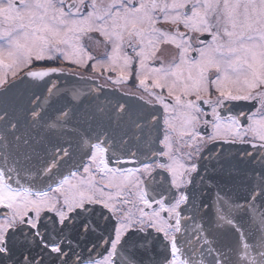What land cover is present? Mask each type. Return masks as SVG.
<instances>
[{
	"label": "snow or ice",
	"instance_id": "1",
	"mask_svg": "<svg viewBox=\"0 0 264 264\" xmlns=\"http://www.w3.org/2000/svg\"><path fill=\"white\" fill-rule=\"evenodd\" d=\"M43 63L53 56L34 53L26 66ZM83 83L97 82L59 68L9 65L0 75V176L17 195L47 201L19 221L0 203V264H102L115 205H131L133 190L138 226L111 264H264V144L214 140L175 175L163 104L73 86ZM97 209L113 223L99 242Z\"/></svg>",
	"mask_w": 264,
	"mask_h": 264
},
{
	"label": "flooded vegetation",
	"instance_id": "2",
	"mask_svg": "<svg viewBox=\"0 0 264 264\" xmlns=\"http://www.w3.org/2000/svg\"><path fill=\"white\" fill-rule=\"evenodd\" d=\"M234 1L235 5L237 3L240 5L236 6L238 17L230 19L229 8H225L223 11V5L229 0H217L215 5L213 0H177L173 2L172 0H35L34 3L31 1V6L24 0H0V13L7 7L13 6L17 11H20L21 8L28 9L23 12L24 14L22 13L24 17L27 13L32 15L40 13L41 6L44 9L52 6L53 9L63 11L68 15L63 24L53 19L49 21L45 19L43 21L45 23L43 25L41 23L42 30L37 35L30 34V41L25 40V37L20 40L23 51L21 50L18 55L16 51L11 54L9 50L5 51L4 49L11 47L13 38L17 36L16 32L22 33L20 20L23 17L21 16L16 26H8L5 30L0 26V52L7 53V56L0 54V75H3L4 68L9 65L14 70L23 66L24 72L59 68L64 72L90 77L105 88H118L120 92L139 96L151 104L162 103L168 131L172 137L170 155L176 157L181 166H184L185 163L195 164L200 153L214 140L228 139L244 144H264V131L262 130L264 127V0ZM148 3L150 5H146ZM227 4L229 3H226L224 7H227ZM145 5L150 8L153 15L151 26L156 33H159L160 36L170 34L180 36L178 42L167 41L165 43L162 41L160 44L164 47L160 48V51L158 48L151 50L152 54H158V56L147 60V63L149 66L156 67L170 60L173 61V66L162 67V69L172 70L173 75L182 76L184 84L188 86H176L178 81L172 84L174 78L170 77V74H167L168 84L166 80L157 79L155 75H151V72L144 70L146 58L139 54L143 41L139 38V31L131 29H141L142 27L138 23H131L132 17L129 14L133 15L138 7L139 10H147L146 7H143ZM127 9H134V11L130 13ZM195 9H198L196 13L201 19L196 26L192 27L186 21ZM210 9L213 10H211L212 13ZM232 10L234 11V8ZM174 13L179 16L172 18ZM210 14L213 18L209 16ZM169 15L170 17H168ZM73 19L77 21H72ZM102 19L103 22H111V19L117 21L120 28H123L122 26L131 28H127L118 38L116 32H114L116 36L109 32L111 26L106 25L107 29H101L98 26ZM79 20H85L88 26L84 28L79 38L80 44L89 53L83 62H76L69 58L67 52L70 47L61 40L67 33V29H72L73 25L80 24ZM46 23L57 24L64 30L58 35L49 33L44 28ZM6 35L8 37H4ZM18 37L20 36L18 35ZM42 37L51 39L55 37L53 40H49L47 45L49 49L47 53L53 56L54 63L33 64L31 69L26 66L27 63L24 65L14 63L15 58L19 55L22 60L24 51L32 50ZM248 37H256L251 48L241 43ZM214 42L217 44L213 45ZM147 45L146 43L145 50L142 51H147ZM221 45H224V48L220 47ZM30 52L27 55V62L33 58L34 53ZM112 54L113 58L115 56L114 60H111ZM120 54L124 55L128 61L126 71L120 69V60L117 56ZM206 54L213 55L216 61L210 63L205 70V89L193 87L192 80L195 77H201L199 73H196L197 70L195 74L181 75L173 71L175 65L182 66L180 65L181 60L186 65L185 63L188 61L194 63ZM250 60H253L255 65H252L253 62ZM242 70L249 73L247 75L238 74ZM249 79L255 80L249 82ZM179 113L183 114L180 120ZM179 162L175 161L174 168L176 170L181 168ZM174 174L179 175L180 173L177 174L174 170ZM125 190L127 191V189ZM0 196V203L9 205L17 221L21 220L29 209L39 211L47 203L45 199L30 198L26 192L17 195L15 189L9 190L3 176H0ZM97 196L105 206L113 207L111 199L100 194ZM137 196L138 192L133 190L127 197L133 201L131 205H125L122 201L115 205L119 209L115 213L116 235L109 248L107 260L101 258L102 264H111V257L116 255L117 251L115 245L123 237L128 227L138 226L133 221L134 217L140 216ZM87 198H89L88 195L83 199ZM76 202L77 199L74 197L68 199L70 205H74ZM104 216L105 213L102 209H97L93 216L101 233L99 237H94L97 242L104 237H110L112 233V220L109 218L105 221Z\"/></svg>",
	"mask_w": 264,
	"mask_h": 264
},
{
	"label": "rangeland",
	"instance_id": "3",
	"mask_svg": "<svg viewBox=\"0 0 264 264\" xmlns=\"http://www.w3.org/2000/svg\"><path fill=\"white\" fill-rule=\"evenodd\" d=\"M24 1L26 3H29V6H31V1H33V3H34L35 0H24ZM173 1H177V0H172V2ZM213 1H214V5H215L217 0L216 1L213 0ZM226 3H229V4H227V7H224V6H226ZM226 3H225V5H223V11H225V8L226 9L229 8V10H230L229 14H228L229 18L230 19L237 18L238 17V10L236 9L237 8L236 6H240V5L238 3L235 5L236 2L234 0H229V2H226ZM26 5L28 7V4H26ZM146 5H150V4L148 3ZM146 5L143 6V7H146ZM155 6H157V5H155ZM146 8H147V10L146 9H140L139 10V7H138L136 12H133L134 13L133 15L129 14L130 17H132V21H130V22L131 23L134 22V23L140 24L141 27H142L141 29L131 28L130 26L129 27L122 26L123 28H120V24L117 21L115 22L112 19H111V22H107V21L103 22V19H102L98 26L101 29H105V28L107 29L106 25L107 26H111V29L109 28V32H111V34L113 36H116V34H114V32H116L118 38L126 31L127 28H131L133 30L136 29L137 31H139L138 32V34H140L139 38H141L142 41H143L142 47L139 49V54L141 56L144 55L145 58H146V60L144 61V63L146 62L144 64V67H145L144 70L151 72L152 73L151 75H153V76L155 75V78L157 77V79L166 80L168 82V84H169V80L167 79V74H170L171 76L170 75L169 76L174 78V81L171 82L172 84L178 81V84L176 86H179V87H182L183 85L185 87L188 86V85L184 84V82L182 80L183 79L182 76L173 75L172 70L171 71L164 70L165 67L169 68V66L173 64V61H171L170 59H169L170 60L169 62H165L161 66H156V67L155 66H149V64L147 63V60L154 59V57L158 56V54H156V55L152 54L151 50H153V49L157 50V48H158L159 51H160V48L164 47L163 45L161 46V44H160L162 41L165 42V43L167 41H171V42L172 41H176V42H178L180 36L177 35V34H170V35H166V36H160L159 33H156L155 29L153 28V26H151V17H153V15L151 13V10H149L150 8L148 6ZM233 8H234V11L232 10ZM26 10H28V9H26ZM26 10H25V8H21L20 11H17L15 9V7H13V6L7 7L6 9H4L0 13V26L2 27V29L5 30V28L7 29L8 26H13V25L16 26V25H18V22H19L21 16L23 17V14H24L23 12H26ZM197 10L195 9L193 11V14L191 16L189 15L187 17V21L186 22L192 27L196 26V24H198V22L201 19V17H198L199 16L198 13H196ZM211 10L212 9H210V11ZM127 11H130V13H131V11H134V9L133 10H130V9L128 10L127 9ZM212 11H211V13H212ZM39 12L40 13H38V14L34 13L35 15L34 14L32 15L31 13H27V14H25V16L23 18H21V20H20V23H21L20 24L21 25L20 28H22L23 31H22V33L16 32L17 36H15L13 38V41L11 42L12 43L11 47H9V49L5 48L4 49L5 51L9 50V52L11 54H14L13 51H16L17 55H18L21 52V50L23 51V49L20 46V44H21L20 40H23L24 37H25V40H29L30 41V34H32L33 36L37 35V33H39L40 30H42V25H43V23H45L43 21L45 19H46V21H49L50 19H53V20L58 21L59 23L63 24L64 22H66V20L68 18L67 17L68 15L63 13V11H60V10H57V9H53L52 6H48L46 9H44V7L41 6V9L39 10ZM178 16H179V14L174 13L172 18H177ZM209 16L211 18H213L212 14H210ZM168 17H170V15ZM72 21H77V20L73 19ZM41 23H42V25H41ZM79 23L80 24H78V25H73V28L70 27L72 29H67V31H66L67 33L63 36V38H61V40L65 43V45L67 44L70 47L71 51L68 50V52H67L68 57L72 58L76 62H83V61H85L84 59L89 56V53L86 51L85 47H83L80 44L79 38H80V34L83 32L84 28H86L88 26H87V22L85 20H79ZM69 26H71V25L69 24ZM44 28L49 33L57 34V35L60 34V32H62L64 30V28H61L60 26H58L57 24H54V23H46ZM18 35L20 37H18ZM4 37H8V35H6ZM54 38L55 37H53V39ZM253 38L248 37L246 41L241 42L242 45H246V46L251 48L252 44H254L253 42L255 41L256 37L254 39ZM53 39L44 38V37H42V39H39L36 42L37 45L34 46L32 50H30L31 52L30 51H24L23 59L20 60L21 62H20L19 65H24V64L27 63L26 60H27V55H28L29 52L30 53H38V54H42L43 52H47L49 50L48 47H47V45L49 44V40H53ZM222 39H224V38H222ZM146 43L148 44L147 45L148 49H147V51L144 52L142 50H145L144 46H145ZM216 44H217L216 42L213 43V45H216ZM220 47L224 48V45H221ZM118 48H119V46H118ZM214 48H215V46H214ZM257 48H258V46H257ZM212 50H213V47H212ZM0 54H2V56H7V53L0 52ZM117 54H118V51H117ZM210 54H206L203 57H200L198 59V61H196L194 63H192L191 61H188L187 63L184 62L186 65H184L182 60H181V64L180 65H182V66L175 65V69H173V71L175 73L178 72L177 74L181 75V74H190V73L191 74H195V71L197 70L196 73L197 74L199 73L201 77L199 78V76H198V77H195L192 80V84L194 85L193 87H195V88L196 87H203L204 88V86H205V77H204L205 70H206L207 66L210 63H214V60L216 61V59L213 57V55H210ZM19 56H21V55H19ZM117 56H118V60H120V62H119L120 69L122 71H126L127 64H128V61H127L126 57H124V55H121V54L117 55ZM114 59H115V56L113 58V54H112L111 55V60H114ZM251 62H253V60ZM258 63H260V62H258ZM99 64H102V63L99 62ZM252 65H255L254 62H253ZM234 66H236V65H234ZM162 67H164V68L162 69ZM258 69H261V68H258ZM155 71H158V72L156 73ZM167 72H169V73H167ZM248 73H249L248 71H244V70H242V72H238V74H240V75H242V74L247 75ZM257 76H259L258 73H257ZM254 80L255 79H252V80L249 79V82H252ZM245 87H247V86H245ZM186 90H188V89H186ZM178 112H180V111H178ZM182 117H183V114L179 113V120ZM260 120L262 121V118ZM263 126H264V124H263ZM262 130L264 131V127L262 128ZM176 162H179L178 159H176ZM180 166H181V163L179 162V167ZM183 168H184V166H181L180 170L179 169L176 170L175 168H174V170L176 171L177 174H179L180 171ZM85 196H87V193L81 194V195H79L77 197H74V198H76L77 201H78V200H82ZM3 198H5V197L3 196Z\"/></svg>",
	"mask_w": 264,
	"mask_h": 264
},
{
	"label": "water",
	"instance_id": "4",
	"mask_svg": "<svg viewBox=\"0 0 264 264\" xmlns=\"http://www.w3.org/2000/svg\"><path fill=\"white\" fill-rule=\"evenodd\" d=\"M52 70H54V69H43V70H40V71H52ZM72 76H77V74H72ZM91 80L97 82L94 79H91ZM73 86L75 88H78L79 90L84 91V92L88 93L89 95H93V96L96 94L93 91V89H95L96 87H100L102 89H108V88H105V87L101 86L98 83H95V84L94 83L73 84ZM101 98H103V97H101Z\"/></svg>",
	"mask_w": 264,
	"mask_h": 264
}]
</instances>
